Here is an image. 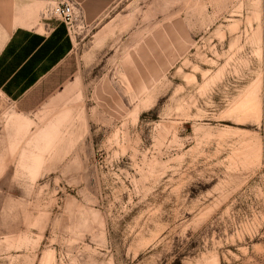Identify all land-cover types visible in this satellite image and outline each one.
<instances>
[{
	"label": "rangeland",
	"instance_id": "374dc122",
	"mask_svg": "<svg viewBox=\"0 0 264 264\" xmlns=\"http://www.w3.org/2000/svg\"><path fill=\"white\" fill-rule=\"evenodd\" d=\"M69 30L60 88L0 93V264H264V0Z\"/></svg>",
	"mask_w": 264,
	"mask_h": 264
},
{
	"label": "crops",
	"instance_id": "0c3cea01",
	"mask_svg": "<svg viewBox=\"0 0 264 264\" xmlns=\"http://www.w3.org/2000/svg\"><path fill=\"white\" fill-rule=\"evenodd\" d=\"M117 0H0V93L33 111L67 80L73 51L69 27L42 17L50 6L71 2L75 23L94 25ZM61 77V78H60Z\"/></svg>",
	"mask_w": 264,
	"mask_h": 264
},
{
	"label": "built area",
	"instance_id": "2783aa9c",
	"mask_svg": "<svg viewBox=\"0 0 264 264\" xmlns=\"http://www.w3.org/2000/svg\"><path fill=\"white\" fill-rule=\"evenodd\" d=\"M42 17L54 18L69 27L77 19L76 7L71 2L50 5L43 10Z\"/></svg>",
	"mask_w": 264,
	"mask_h": 264
},
{
	"label": "bare ground",
	"instance_id": "6f19581e",
	"mask_svg": "<svg viewBox=\"0 0 264 264\" xmlns=\"http://www.w3.org/2000/svg\"><path fill=\"white\" fill-rule=\"evenodd\" d=\"M21 118H22V117H21ZM21 118H20V119H21ZM20 119H19V120H20ZM21 120H22V119H21ZM21 120H20V122H22V121L24 122V123H22L23 125L21 124V126H22L24 129L27 128L28 125H29V122H27V121H25V120H22V121H21ZM19 125H20V124H19Z\"/></svg>",
	"mask_w": 264,
	"mask_h": 264
}]
</instances>
